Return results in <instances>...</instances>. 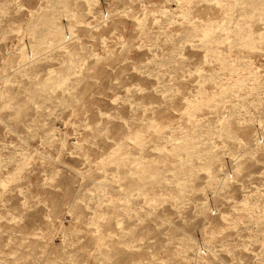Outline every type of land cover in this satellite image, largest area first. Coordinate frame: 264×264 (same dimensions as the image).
Here are the masks:
<instances>
[{"label":"rangeland","instance_id":"1","mask_svg":"<svg viewBox=\"0 0 264 264\" xmlns=\"http://www.w3.org/2000/svg\"><path fill=\"white\" fill-rule=\"evenodd\" d=\"M0 264H264V0H0Z\"/></svg>","mask_w":264,"mask_h":264}]
</instances>
